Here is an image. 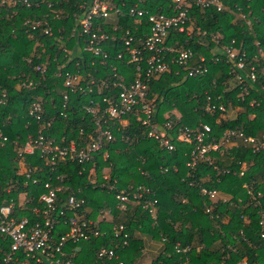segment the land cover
<instances>
[{"label":"trees","instance_id":"obj_1","mask_svg":"<svg viewBox=\"0 0 264 264\" xmlns=\"http://www.w3.org/2000/svg\"><path fill=\"white\" fill-rule=\"evenodd\" d=\"M28 1L29 5L23 0H0V97L2 92L5 94L4 103L0 104V127L8 137L0 147V203L12 199L14 215L26 216L33 222L37 216L32 207L43 204L39 197L47 190L45 182L50 181L63 186L56 194L59 204L71 195L84 198L78 212L84 210L87 219H95L101 208L112 206V224H124L129 233L127 243L114 237L109 224L94 223L107 231L65 244L66 254L80 264H99L97 251L101 246L114 248L125 264H264V238L260 236L264 226L259 225L264 208V158L247 146L237 143L222 155L209 154L210 160L202 159L190 171L186 163L193 142L176 141L173 150L162 149L146 137L144 126L130 113L126 125L110 123L113 137L105 139L104 148L83 165L64 161L53 171L44 165L37 151L19 155L21 145L12 144L13 140L23 143L28 134L37 136L39 129L57 143H90L97 129L83 105L90 100L101 104L104 95L115 97L119 89L109 81L110 66L100 64L82 50L85 36L78 24L81 0ZM122 1L116 0L124 15L97 23L109 35L102 44L110 55L109 64L116 65L118 73L130 82L135 67L129 62L124 41L128 36L143 40L149 21L147 15H128V7L136 3L149 13H168L171 2L124 0L123 5ZM189 8L190 20L185 30H171L167 43L180 49L190 47L195 53L192 64L199 62V55H205L209 69L203 76L191 77L172 62L165 72L152 77L148 97H155L154 121H174L175 109L180 114L176 131L179 127L206 124L210 138L215 139L226 127L257 134L264 127V0H222L221 10L214 5L201 8L191 4ZM26 20L42 23L32 28ZM45 27L51 32L45 33ZM232 40L237 53L246 52L258 77L246 101L236 98V79L229 69L232 59L222 54L220 61L210 60L220 44ZM134 45L138 43L135 41ZM36 65L44 66L45 71L39 72ZM65 72L78 74L84 89L70 90L65 86ZM106 78L108 87L102 83ZM205 91L212 96L224 91L225 100H230L228 111L199 109L198 102L202 103ZM64 95L68 97L65 105ZM253 97L258 105L249 104ZM33 102L41 105L36 112L39 119L36 113L30 114ZM29 168L30 172L26 170ZM91 168L95 183L91 181ZM224 169L229 172L222 173ZM106 172L107 179L103 178ZM58 174L65 175L62 181L56 179ZM192 179L215 188L228 201L201 195L196 186L188 185ZM251 182L255 191L261 192L260 206H253L252 195L243 187ZM103 183L114 185V189ZM138 186L144 189V198L156 200L154 217L143 207V201L129 204L125 210L115 208L116 192L133 193ZM8 187L10 191L6 192ZM66 229L64 224L56 226L54 237L57 239ZM143 236L158 242V250H150ZM9 246L10 241L0 234V253L9 251ZM176 246L181 250L177 251ZM19 257L18 264H41L22 253Z\"/></svg>","mask_w":264,"mask_h":264},{"label":"built area","instance_id":"obj_2","mask_svg":"<svg viewBox=\"0 0 264 264\" xmlns=\"http://www.w3.org/2000/svg\"><path fill=\"white\" fill-rule=\"evenodd\" d=\"M231 1V0H225ZM24 3L29 5L28 0H23ZM171 10L168 13L158 12L149 13L143 10L135 3L128 7L127 13L130 16H146L149 21V31L145 38L136 39L128 36L125 39L126 50L129 54V62L135 67V75L132 81L127 82L123 74L118 73L116 65L109 64L110 55L104 49L103 42L108 39L109 35L106 34L101 28L98 27V20L112 19L117 16L124 15L125 11L117 4L116 0H81L79 6L82 13L78 18V24L81 33L85 36V45L82 50L91 54V57L96 58L100 64L109 65L112 71V76L109 81L112 82L114 87H118L115 97L111 95H104L101 98V104L96 101L90 100L89 104L83 105L94 120L96 125V137H92V141L85 146L71 141L68 144L57 143L53 137H47L38 130V135L34 136L28 134L26 140L20 143L19 139L13 140L12 144L21 145L20 154H32L35 151L43 158L44 165L51 167L53 171L59 166V162L76 161L83 165V163L90 161L94 158V154L104 148V144L113 137L111 131V124L120 123L126 125L130 113L135 115L136 120L141 122L144 126V134L146 137L153 139L157 142L158 146L165 150H173L175 142L194 143V146L189 152V160L186 165L191 171L199 162L206 158L210 160L209 154L215 153L222 155L227 153L233 146L242 144L247 146L252 152L259 153L264 158V127L255 134H246L239 128L226 127L218 139L210 138L209 126L206 124L199 127H179L175 130L176 122H179L180 115L173 111L175 115L174 121L168 119L164 123L154 121V104L155 97H148L149 83L152 77L159 76L169 68L170 63H175L186 71L187 75L191 77L203 76L208 72V64L205 55H199V62L192 64L191 61L195 56L193 50L188 48L180 49L175 45L167 43L170 31L175 29L184 31L187 23L190 20V6L195 4L201 8L214 5L217 10L222 9V0H170ZM124 5V0L122 1ZM244 17V16H243ZM25 23L31 24L32 28L41 25V20H26ZM47 25V22H44ZM45 33H50L48 27L43 28ZM200 31L199 27L196 28ZM190 31V30H186ZM128 31H126L127 33ZM205 33V32H204ZM138 45H134V42ZM147 51V55L144 54ZM226 54L232 59L230 65V74L236 79V86L238 92L236 98L240 101H246L247 96L255 89L257 82V73L255 67L247 59L246 52L238 53L235 48V42L232 40L230 43L220 44L215 55L211 57L212 62L221 60V55ZM121 54L117 55L120 58ZM36 70L44 72L45 68L42 65H36ZM178 72V71H177ZM107 78L102 81L103 85L108 87ZM64 85L73 90H83L80 84V77L78 74L65 72ZM204 99L202 103L198 102L199 109L205 112L214 111H228L230 100L224 98V91L214 96L206 91L204 92ZM5 94L2 92L0 97V104L4 103ZM64 105L68 99L64 95ZM103 103V105H102ZM251 106L258 105L259 102L253 97L249 99ZM41 110V105L38 102H33L30 109V114H35ZM169 118L168 115H165ZM36 119L40 115L36 113ZM8 137L4 134L0 127V147L5 145ZM106 155V154H103ZM176 169V168H175ZM25 170V169H24ZM30 172L32 169H26ZM164 168L163 171H166ZM244 170H241V174ZM229 172L228 169L222 170V173ZM186 178L189 177V171ZM92 182L95 183V171L90 169ZM30 173L27 174L29 176ZM64 174H58L56 179L62 181ZM108 175H103L107 179ZM35 180H33L34 182ZM108 189H114V185L105 184ZM188 185L196 186L199 193L203 196H208L212 200L228 201V198L221 192L213 187L200 184L196 180H189ZM46 192L42 193L39 199L43 202L42 205L32 207L35 221H31L28 217L17 218L14 215L15 202L12 199L3 200L0 203V234L2 239L10 241L9 251L0 253V264H18L19 253L24 257L30 258L37 263L41 264H80L69 257L64 248L68 240L76 242L85 239L89 234L94 235L102 234L107 231V228L96 227L94 223L109 224V229L112 231L114 237L120 239L123 244L127 243L129 237L128 231L125 229L124 224H112L114 215L113 208L106 205L101 208L96 215L95 219H87L85 211L78 212L82 208L84 198L77 199L75 196H69L65 203L59 204L56 201V194L63 188L61 184L53 185L50 181L45 182ZM243 187L247 192L252 195L253 206H260L261 192L254 189L253 182L244 183ZM10 187L6 189L9 192ZM142 187L138 186L133 193L116 192L115 199L117 204L115 208L119 210L127 209L129 204L140 203L144 208H147L152 217L155 216L154 204L156 200L150 201L143 197ZM71 212L67 214V212ZM66 225L67 229L57 239L53 235V230L56 226ZM259 225L264 226V208L260 211ZM264 238V232L260 235ZM176 250L181 249L176 246ZM183 250H186L184 248ZM2 251V248H0ZM97 257L101 260L99 264H125L124 260L120 258L119 253L112 247L101 246L97 251Z\"/></svg>","mask_w":264,"mask_h":264},{"label":"crops","instance_id":"obj_3","mask_svg":"<svg viewBox=\"0 0 264 264\" xmlns=\"http://www.w3.org/2000/svg\"><path fill=\"white\" fill-rule=\"evenodd\" d=\"M143 239L145 241V245H147L150 248V250L153 251H155V249L158 250V246H160L158 242L153 241L147 236H143Z\"/></svg>","mask_w":264,"mask_h":264},{"label":"rangeland","instance_id":"obj_4","mask_svg":"<svg viewBox=\"0 0 264 264\" xmlns=\"http://www.w3.org/2000/svg\"><path fill=\"white\" fill-rule=\"evenodd\" d=\"M175 109H173L172 111H174ZM176 111V110H175ZM176 113H178L179 114V112L178 111H176ZM180 115V114H179ZM105 170H107V169H105ZM108 173L106 172V173H103V175H107ZM94 178H95V174H94Z\"/></svg>","mask_w":264,"mask_h":264}]
</instances>
